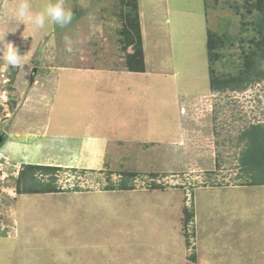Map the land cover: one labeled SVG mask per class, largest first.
I'll list each match as a JSON object with an SVG mask.
<instances>
[{
  "label": "rangeland",
  "instance_id": "374dc122",
  "mask_svg": "<svg viewBox=\"0 0 264 264\" xmlns=\"http://www.w3.org/2000/svg\"><path fill=\"white\" fill-rule=\"evenodd\" d=\"M245 1L137 0L139 28L129 0H66L72 22L38 29L0 0V38L24 55L0 59V264H264V186L238 178L264 79L224 93L209 80V33L241 35ZM222 52L239 60L237 43ZM27 165L61 168V192L18 195ZM124 173L135 189L107 191Z\"/></svg>",
  "mask_w": 264,
  "mask_h": 264
},
{
  "label": "trees",
  "instance_id": "16d2710c",
  "mask_svg": "<svg viewBox=\"0 0 264 264\" xmlns=\"http://www.w3.org/2000/svg\"><path fill=\"white\" fill-rule=\"evenodd\" d=\"M127 4L131 5V8L126 12L123 11V13L131 17L132 21L140 28L137 0H129ZM232 7L244 20L241 25V35L220 36L216 33H209L207 41L208 60L210 62V89L213 92L243 91L249 85L264 79V0H246L244 4L236 3ZM236 43L240 50L237 61L232 59V55L227 58L226 53L222 52L231 46L233 47ZM136 52L135 57L140 56V52L138 50ZM217 62L221 63L224 68L220 74H217L214 68ZM132 63H128L133 69L130 71L143 72L142 66L139 67V64ZM14 76V74L11 75L12 80ZM238 144L242 145L238 157V178L242 180L239 185L264 186V126L254 124L247 127L240 133ZM60 171L61 168L53 166H24L16 181L17 194L35 195L61 192L56 179L57 173ZM44 176L48 177L49 180H43L42 177ZM135 178L134 173H124L120 183H111L106 187V190L132 191L135 189L133 184ZM67 192H81V190L75 187L72 190H67ZM186 216V224L188 225L193 221V211L186 210ZM187 246H190L188 239ZM189 260L196 262L195 255L189 256Z\"/></svg>",
  "mask_w": 264,
  "mask_h": 264
},
{
  "label": "clouds",
  "instance_id": "9594fccd",
  "mask_svg": "<svg viewBox=\"0 0 264 264\" xmlns=\"http://www.w3.org/2000/svg\"><path fill=\"white\" fill-rule=\"evenodd\" d=\"M15 18L18 22H25V19H29L38 29H43L46 25L65 27L72 22L73 12L70 8L66 7V0H49L41 10L35 13L31 10L29 0H20ZM7 33L0 38V43H2V47H0V59L10 68L23 67L24 55L19 54L18 48L5 40ZM64 44L65 50L68 53H73L74 41L69 37H65Z\"/></svg>",
  "mask_w": 264,
  "mask_h": 264
},
{
  "label": "built area",
  "instance_id": "2783aa9c",
  "mask_svg": "<svg viewBox=\"0 0 264 264\" xmlns=\"http://www.w3.org/2000/svg\"><path fill=\"white\" fill-rule=\"evenodd\" d=\"M2 164H3V162H2V160H0V172L2 170Z\"/></svg>",
  "mask_w": 264,
  "mask_h": 264
},
{
  "label": "water",
  "instance_id": "95a60500",
  "mask_svg": "<svg viewBox=\"0 0 264 264\" xmlns=\"http://www.w3.org/2000/svg\"><path fill=\"white\" fill-rule=\"evenodd\" d=\"M3 141V136H0V145L2 144Z\"/></svg>",
  "mask_w": 264,
  "mask_h": 264
},
{
  "label": "bare ground",
  "instance_id": "6f19581e",
  "mask_svg": "<svg viewBox=\"0 0 264 264\" xmlns=\"http://www.w3.org/2000/svg\"><path fill=\"white\" fill-rule=\"evenodd\" d=\"M0 35H1V33H0ZM189 63V62H188ZM199 67V66H198ZM202 68H203V66H202ZM183 70V69H182ZM184 71V70H183ZM203 73V72H202Z\"/></svg>",
  "mask_w": 264,
  "mask_h": 264
},
{
  "label": "crops",
  "instance_id": "0c3cea01",
  "mask_svg": "<svg viewBox=\"0 0 264 264\" xmlns=\"http://www.w3.org/2000/svg\"><path fill=\"white\" fill-rule=\"evenodd\" d=\"M8 12V11H7Z\"/></svg>",
  "mask_w": 264,
  "mask_h": 264
}]
</instances>
